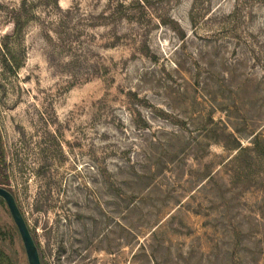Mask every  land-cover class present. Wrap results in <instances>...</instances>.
Wrapping results in <instances>:
<instances>
[{"label":"rangeland","instance_id":"obj_1","mask_svg":"<svg viewBox=\"0 0 264 264\" xmlns=\"http://www.w3.org/2000/svg\"><path fill=\"white\" fill-rule=\"evenodd\" d=\"M0 134L41 264H264V0H0Z\"/></svg>","mask_w":264,"mask_h":264},{"label":"water","instance_id":"obj_2","mask_svg":"<svg viewBox=\"0 0 264 264\" xmlns=\"http://www.w3.org/2000/svg\"><path fill=\"white\" fill-rule=\"evenodd\" d=\"M0 197L6 202L11 216L18 228L25 252L27 254L28 264H41L38 246L21 212V209L19 208L13 192L3 186H0Z\"/></svg>","mask_w":264,"mask_h":264},{"label":"trees","instance_id":"obj_3","mask_svg":"<svg viewBox=\"0 0 264 264\" xmlns=\"http://www.w3.org/2000/svg\"><path fill=\"white\" fill-rule=\"evenodd\" d=\"M3 153V143H2V139H1V134H0V155ZM0 186H3V187H5V188H7V189H9L10 190V188H8L7 186H6V184H5V182H3L1 179H0ZM0 202H2V203H6L1 197H0ZM10 212V211H9ZM16 228H17V226H16ZM17 230H18V228H17ZM18 233H19V231H18ZM2 242V244H0V264H4V259H5V257H6V255H5V251H4V247H6L7 245L3 242V241H1ZM8 257V256H7ZM6 257V258H7ZM11 257V256H10ZM3 259V260H2Z\"/></svg>","mask_w":264,"mask_h":264}]
</instances>
